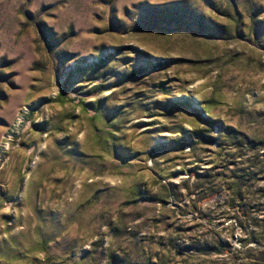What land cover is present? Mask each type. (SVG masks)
I'll return each mask as SVG.
<instances>
[{"label": "rangeland", "instance_id": "374dc122", "mask_svg": "<svg viewBox=\"0 0 264 264\" xmlns=\"http://www.w3.org/2000/svg\"><path fill=\"white\" fill-rule=\"evenodd\" d=\"M0 264H264V0H0Z\"/></svg>", "mask_w": 264, "mask_h": 264}, {"label": "trees", "instance_id": "16d2710c", "mask_svg": "<svg viewBox=\"0 0 264 264\" xmlns=\"http://www.w3.org/2000/svg\"><path fill=\"white\" fill-rule=\"evenodd\" d=\"M194 135H195V134H194ZM179 143H181V142H179ZM237 206H238V205L234 206V208L237 207ZM238 207H239V206H238Z\"/></svg>", "mask_w": 264, "mask_h": 264}]
</instances>
